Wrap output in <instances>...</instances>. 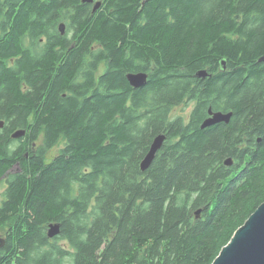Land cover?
<instances>
[{
  "label": "trees",
  "instance_id": "trees-1",
  "mask_svg": "<svg viewBox=\"0 0 264 264\" xmlns=\"http://www.w3.org/2000/svg\"><path fill=\"white\" fill-rule=\"evenodd\" d=\"M79 3L0 2V264H211L264 202V0H102L92 15ZM68 7L70 48L56 28ZM129 72L146 83L131 88ZM184 97L191 134L172 113ZM207 100L227 124L196 126Z\"/></svg>",
  "mask_w": 264,
  "mask_h": 264
},
{
  "label": "water",
  "instance_id": "water-1",
  "mask_svg": "<svg viewBox=\"0 0 264 264\" xmlns=\"http://www.w3.org/2000/svg\"><path fill=\"white\" fill-rule=\"evenodd\" d=\"M81 1L83 3H91L93 0ZM100 4L101 2H96L94 10H96ZM59 28L60 31H62L64 29V24L61 23ZM259 60H264V57L260 58ZM221 64L224 67V61H221ZM195 75L197 77L203 78L206 75V70L200 69L195 73ZM126 78L133 88H138L146 83L148 75L145 72H129L126 75ZM231 115V112H213L211 108H209V117L203 121L200 128L204 129L207 126L217 123L227 124L231 118ZM2 126L3 121H0V128H2ZM24 135V129H17L11 133V138L18 139ZM165 138V134H158L153 138L148 151L140 161L141 171L144 172L148 169L155 157L156 152L163 145ZM27 154L28 153H26V156ZM223 163L226 166H230L233 163V160L232 158L228 157L223 160ZM200 211L201 209H198L196 214L198 215ZM60 227L61 225L59 222L48 223L46 229L47 236L49 238H53L54 236L58 235L60 233ZM4 244L5 238L0 236V249L3 248ZM211 264H264V202L261 203L250 214L245 222L234 231L228 243L221 248L218 255L214 258Z\"/></svg>",
  "mask_w": 264,
  "mask_h": 264
},
{
  "label": "flooded vegetation",
  "instance_id": "flooded-vegetation-1",
  "mask_svg": "<svg viewBox=\"0 0 264 264\" xmlns=\"http://www.w3.org/2000/svg\"><path fill=\"white\" fill-rule=\"evenodd\" d=\"M1 1H3V0H0V2ZM96 1L97 0H93L91 3H83L81 0H80V3L78 4L79 6H83V5H86V9L83 11L84 13H88V14H90V15H92V14H94L95 12L97 13L98 11H101V8H102V5H103V3H102V0H100V2H101V4H100V6L96 9V10H94V7H95V5H96ZM13 4H15V3H13ZM7 5V7L6 8H9L10 6L9 5H12V3L11 4H6ZM17 6H19V4L17 5ZM77 9H79L78 7H76ZM76 13H77V11L75 10V9H73V7H68L67 9H65V10H63V11H61V14L63 15V17L65 18L62 22H59L57 25H56V28H57V31L59 32V41H63L62 40V38L64 39V43H67V44H70V46H69V48L70 47H72L73 45H74V43H76V42H78L80 39L79 38H77V31H78V29L76 28V26L75 27H71V25L73 24V21H75L73 18L75 17V15H76ZM61 23H63L64 24V29L62 30V31H60V28H59V25L61 24ZM10 24L12 25V23L10 22L8 25H7V27H6V29L7 30H9L8 28H9V26H10ZM248 25H250V23L248 24ZM253 27V26H252ZM2 35L0 34V37H1ZM57 38V37H56ZM51 39H54V37L52 36V37H50V35H48V34H46V33H44V34H42L39 38H38V41L40 42L39 44H43V43H45V42H47V41H49V40H51ZM29 40V39H28ZM31 44V42H30V40H29V43L27 42V45H30ZM31 46V45H30ZM38 45L37 44H34V47H37ZM55 47H58V45L57 46H55ZM40 48H35V50L32 52L33 53V55L35 56V55H38L39 53H40ZM67 52L68 51H66V52H64L63 54H67ZM264 56H260L258 59H257V62H260V58H263ZM261 61H263V60H261ZM14 61L13 60H11V62L10 63H13ZM99 69L100 68H98L97 70H96V72H95V77H96V82L98 83V81H99V77L102 75V73L104 72V70L103 71H101V72H99ZM198 71V70H197ZM196 71V72H197ZM99 72V73H98ZM195 72V73H196ZM195 73H194V75H195ZM209 75L210 76H212V74L210 73L209 74V71L208 70H206V75H205V77H203V78H201V77H197L196 75V77L194 76V78H196L197 80H205V79H209ZM202 82L203 81H201V84H202ZM128 84H129V82H128ZM192 84L193 85H195L196 84V82H195V80H194V82H192ZM129 86L131 87V88H133L130 84H129ZM207 102H208V106H207V111H206V114H205V116H202V117H200L199 118V124H197L196 126H198V128L200 129V126H201V124L203 123V121L206 119V118H208L209 117V100H207ZM177 107H179L180 108V111H182L181 113H184V115L183 114H180V115H177V116H175L176 117V121L178 122V123H180V132H182V131H184V132H186V131H188V130H190L191 132L189 133V134H191L192 133V131L194 130V124H192L193 123V112L196 110V108L198 107L197 106V103H196V101L195 100H193V99H187V98H183L179 103H178V105H177ZM200 107V106H199ZM226 124V123H225ZM191 128H193V129H191ZM206 128H209V126H207ZM179 132V131H178ZM14 141H13V143L11 144V146L13 147V149L15 150L16 149V147L18 146V145H20V143L22 142H24L25 140L24 139H21V138H18V139H13ZM21 143V144H22ZM39 143V141H33L32 142V144H31V148L33 149L34 148V146L35 145H37ZM54 148V147H53ZM52 148V149H53ZM51 149V150H52ZM50 150V151H51ZM50 151L48 152V153H50ZM59 152V151H58ZM58 152H57V154H58ZM57 154H55V155H53V156H49V158H50V160L52 159V158H54ZM15 169V170H14ZM12 170H14V172L15 171H19V170H21V167H20V163H19V161H15L14 163H13V165L9 168V171L7 172V173H9V172H11ZM3 184H4V181H3Z\"/></svg>",
  "mask_w": 264,
  "mask_h": 264
},
{
  "label": "rangeland",
  "instance_id": "rangeland-1",
  "mask_svg": "<svg viewBox=\"0 0 264 264\" xmlns=\"http://www.w3.org/2000/svg\"><path fill=\"white\" fill-rule=\"evenodd\" d=\"M96 2H100V0H97ZM103 64L99 67L100 69H99V72H101V71H103ZM98 72V73H99ZM182 111H180V108L179 107H175L174 109H173V111H172V113H173V115L174 116H177V115H180V114H183L184 115V113H181ZM62 146H63V141L61 140L60 142H59V144L57 145V146H55L51 151H50V153H48L47 154V157H46V161L48 162V161H50V158H49V156L51 155V156H53V155H55V154H57V152L62 148ZM15 170V169H14ZM14 170H12L10 173H13L14 172ZM3 186H4V184H3V182H2V184H0V200L2 199V195H1V193H2V190H3ZM1 233V232H0ZM0 236H2L1 234H0Z\"/></svg>",
  "mask_w": 264,
  "mask_h": 264
}]
</instances>
